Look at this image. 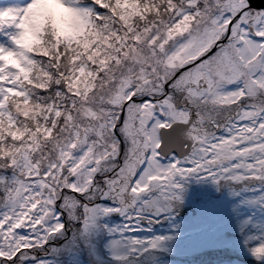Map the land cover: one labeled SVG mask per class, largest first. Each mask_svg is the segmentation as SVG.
I'll return each mask as SVG.
<instances>
[{
  "label": "snow or ice",
  "instance_id": "snow-or-ice-1",
  "mask_svg": "<svg viewBox=\"0 0 264 264\" xmlns=\"http://www.w3.org/2000/svg\"><path fill=\"white\" fill-rule=\"evenodd\" d=\"M204 247L264 264V0H0V264Z\"/></svg>",
  "mask_w": 264,
  "mask_h": 264
},
{
  "label": "rangeland",
  "instance_id": "rangeland-1",
  "mask_svg": "<svg viewBox=\"0 0 264 264\" xmlns=\"http://www.w3.org/2000/svg\"><path fill=\"white\" fill-rule=\"evenodd\" d=\"M193 185V184H192ZM195 188H199L200 190H201V193H209L211 190H210V187H208V186H200V185H196V184H194V186H190V188H189V200L190 201H193V197H192V195L193 194H195L196 193V190H195ZM201 200V199H200ZM199 200V201H200ZM198 201V202H199ZM193 211H194V214H193V219L194 220H192L191 221V218L189 217L190 216V213L188 214L189 216H186V218L184 217V218H182L183 219V224H184V229L187 231L188 229H191V228H193V227H195V226H197V223H198V221H197V219H196V217H197V212H196V210H195V208L193 209ZM209 224H211V225H213V224H215V222H209ZM204 232H206L205 230H204ZM203 234H206V233H203V232H199V233H194V234H192V235H190L189 237H188V239H189V241H190V243L192 244V245H196V244H201V245H204V244H209L214 238H213V236H211L209 239H207V240H205L204 242H201L200 240H198L199 239V237H201V235H203ZM183 237L181 238V241H183ZM202 256H206V255H203V254H201ZM208 255V254H207ZM231 257H230V253L229 252H225V253H223V255H222V257H221V259H227V260H229ZM233 258H235V257H233ZM173 261H174V264H200L198 261H192L193 263H191L189 260H188V257L187 256H184L183 257V259H184V261H181V260H178V259H176L175 258V256L174 257H172L171 258ZM209 262H210V260H209Z\"/></svg>",
  "mask_w": 264,
  "mask_h": 264
},
{
  "label": "trees",
  "instance_id": "trees-1",
  "mask_svg": "<svg viewBox=\"0 0 264 264\" xmlns=\"http://www.w3.org/2000/svg\"><path fill=\"white\" fill-rule=\"evenodd\" d=\"M210 199L211 200H221L222 198L219 197V195L214 192L210 195ZM213 225L209 224L208 228L205 229L206 232L203 231V233H206V234L201 235V237H199L198 240H200L201 242H204L205 240L209 239L211 236L215 238V233L212 231ZM199 245L201 244H196L195 246H199ZM225 252H228V251L226 249H221V248L204 247L196 255L188 257V260L191 263H193L192 261H198L200 264H226L227 259H221L223 253ZM201 254L206 255V256H202ZM183 257L184 256H175L176 259L181 260V261H184Z\"/></svg>",
  "mask_w": 264,
  "mask_h": 264
}]
</instances>
